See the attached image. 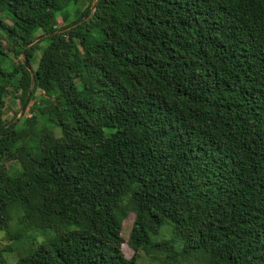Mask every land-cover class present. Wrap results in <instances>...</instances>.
<instances>
[{"label": "trees", "instance_id": "16d2710c", "mask_svg": "<svg viewBox=\"0 0 264 264\" xmlns=\"http://www.w3.org/2000/svg\"><path fill=\"white\" fill-rule=\"evenodd\" d=\"M71 3L0 0L15 264H264V0Z\"/></svg>", "mask_w": 264, "mask_h": 264}, {"label": "rangeland", "instance_id": "374dc122", "mask_svg": "<svg viewBox=\"0 0 264 264\" xmlns=\"http://www.w3.org/2000/svg\"><path fill=\"white\" fill-rule=\"evenodd\" d=\"M91 2V0H79V4L76 6L73 3H71L64 12H68L69 13V20H68V24L72 23L75 19H76V12L78 11H84V9L88 6V4ZM7 23L10 24L9 20H6ZM60 25H64V23L61 21V19L59 20ZM43 46L45 47L46 44L43 43ZM6 50L9 52L10 47L6 46ZM39 53H36V59L37 61L39 60ZM10 58L7 60L6 64H7V69H11L12 68V62L15 61V57L12 53L9 54ZM21 59H24L23 57H21ZM34 68H36V66H34ZM6 104H7V108L5 110V115L4 118L7 121H11L13 119H18L21 117L22 115V111L21 110V104L18 100L13 99V98H9L6 99ZM50 128H54L56 129V131L59 132V130L57 128H55V126L51 123H48ZM132 217H130L126 223H125V227L126 230L124 232V236L125 239L128 241V236L130 235L129 233V224L132 222ZM52 237V233L50 231H36L33 233L29 234L28 238H25L21 241H17V242H11L9 243L6 239H5V234L3 232H0V244L3 246L6 245H10L13 248V252L12 253H6L5 254V258L8 262V264H15L16 261L18 260V251L21 249H25L27 248L31 243L34 242V240H37L38 242H42L45 241L49 238ZM123 251L126 254L127 257L132 256L133 254V249L130 247V245L127 243L123 246ZM147 261V260H146ZM148 262V261H147Z\"/></svg>", "mask_w": 264, "mask_h": 264}, {"label": "water", "instance_id": "95a60500", "mask_svg": "<svg viewBox=\"0 0 264 264\" xmlns=\"http://www.w3.org/2000/svg\"><path fill=\"white\" fill-rule=\"evenodd\" d=\"M95 7V6H94ZM27 67H29L28 65H27Z\"/></svg>", "mask_w": 264, "mask_h": 264}]
</instances>
